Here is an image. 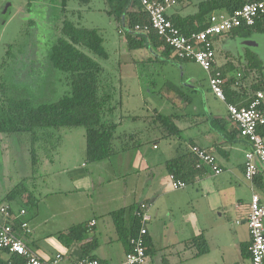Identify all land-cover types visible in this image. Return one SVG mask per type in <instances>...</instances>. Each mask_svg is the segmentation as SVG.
Segmentation results:
<instances>
[{
    "label": "crops",
    "instance_id": "obj_1",
    "mask_svg": "<svg viewBox=\"0 0 264 264\" xmlns=\"http://www.w3.org/2000/svg\"><path fill=\"white\" fill-rule=\"evenodd\" d=\"M104 1L107 13L109 5ZM202 1L191 0L186 7L172 6L169 14L185 18ZM193 25L188 20L187 26ZM117 30L121 63L126 66L146 58H161L167 62L165 67L179 75L175 82L192 95L193 102L186 104L166 84L160 92L163 98L160 103L177 105L179 119L174 121L182 134L161 138L157 130H142L143 145L107 160L87 162L84 137L81 136L84 142L77 152L75 148V153L66 154L59 147L64 143L59 132L57 151L48 152L41 147L37 153L39 166L32 177L33 185L28 186L35 200L34 208L25 217L31 231L23 240L43 258L62 253L70 262L86 256L108 264H122L129 251L125 238L135 222L137 206L146 203L151 217L147 264H252L247 219L254 194L264 205V171L252 181L245 178V154L251 145L229 118L227 103L248 106L257 92L264 95V31L240 28L215 37L214 69L224 78L226 102H223L212 93L208 74L197 63L180 61L173 54L164 57V46H159L158 51L131 52L124 29L120 32L117 27ZM124 48L128 50L127 59L122 52ZM163 111L171 112L169 108ZM259 132L264 138V126ZM3 138L0 135V144L5 143ZM192 146L212 154L222 172L216 175L212 166L205 163L198 167L195 154L191 157L195 159L194 167L187 157L180 159L185 154L191 155ZM4 153L0 150L1 166H7ZM175 159H180L179 168L172 172L168 162ZM171 175L186 186L174 189ZM11 189L10 183L0 189V207L7 203L5 199ZM10 205L15 211L22 207L17 202ZM119 211L122 234L113 215ZM93 220L96 223L91 226ZM81 225L87 229L86 237L71 246L63 244L59 234ZM86 244L89 246L84 247ZM9 254L4 253L2 258L7 260Z\"/></svg>",
    "mask_w": 264,
    "mask_h": 264
},
{
    "label": "trees",
    "instance_id": "obj_2",
    "mask_svg": "<svg viewBox=\"0 0 264 264\" xmlns=\"http://www.w3.org/2000/svg\"><path fill=\"white\" fill-rule=\"evenodd\" d=\"M76 1L83 7L89 5L91 0ZM255 1L264 0H204L196 5L197 8L194 13L185 18L179 14L170 15L169 10L167 15L175 26L189 36L192 33L204 30L213 14L224 11L232 13L244 4ZM107 3L109 5L107 13L115 21L116 28L118 27L120 32L123 29L125 31V40L129 51L144 49L158 51L159 46H164V57L173 54L178 60L183 61L175 55L174 50L166 45L164 40L151 27L150 18L139 0H107ZM191 3V0H176L175 5L186 7ZM67 4L68 0H63V12L67 11ZM188 20L194 22V25L190 28L187 26ZM61 21L59 28L61 35L51 46L47 55L51 65L63 73L67 87L66 92L54 101L42 100V102H37L34 96H25L21 92H14V90L13 92H7L8 87L3 86V84L0 86V135L8 137L14 135L18 139L19 145L24 150H28L32 156L33 173L39 166L38 151L41 147L45 148L46 151L49 147L57 148L58 141H60L58 134L62 129H84L87 162L107 160L117 153L137 148L145 143L142 131L117 133L120 125L128 118L134 121L139 118L144 122L149 121V127L152 124L153 129L161 134V138L181 136L182 132L174 121L179 119L177 105L171 103L173 109L171 107L170 113L163 111V104L160 103L163 98L159 92L156 93L152 90V84H148L147 87L153 98H158V101H155V106L150 107V112L146 116H121L120 120H114L111 116L116 107L114 104V91L105 77V69L98 61L109 59L105 37L99 29L81 26L73 19L64 17ZM137 25L140 26V30H135ZM146 27L148 30H146ZM240 28H253L264 31V17L254 26L243 25L236 29ZM186 60L188 59L184 61ZM158 61L163 66L167 64L161 58L152 57L138 62V66L140 67L139 64L146 65ZM189 61L192 60L189 59ZM165 84L169 89L176 92L186 104L193 102L192 95L186 91L187 89L183 85H178L171 79H168ZM238 132L240 133V131ZM51 138L55 140L56 144L51 142ZM131 142L134 143L130 145ZM189 155L185 154L180 159L187 157L186 159L189 160L190 165L194 167L193 162H195V159H191L193 153ZM180 159H178L179 161L175 159L168 162L173 169H171L172 172L179 168ZM28 185L23 183L20 187L15 186L5 199L7 202L5 205H9L11 210L13 209L10 205L11 202H17L22 206L20 209L24 208L26 210L23 216H18L12 221L16 234L22 239L29 233L24 232L21 224L26 221L27 211L34 208L35 201ZM121 214V211H119L113 215L117 222V229L122 234L119 219ZM140 227L141 220L135 215L132 231L130 230L125 238L129 250L131 249L130 239L138 234ZM148 234L147 232L145 236L147 253ZM86 235L87 229L81 225L73 228L68 233L59 234V238L63 244L71 246L76 241L85 238ZM88 246V244L84 245V247ZM4 253L9 252L6 249H0V264H26V260L16 254H9V258L4 260L2 258ZM84 258L86 256L81 257V259Z\"/></svg>",
    "mask_w": 264,
    "mask_h": 264
},
{
    "label": "rangeland",
    "instance_id": "obj_3",
    "mask_svg": "<svg viewBox=\"0 0 264 264\" xmlns=\"http://www.w3.org/2000/svg\"><path fill=\"white\" fill-rule=\"evenodd\" d=\"M62 3L63 0H0V86L3 84L8 87L7 92L14 90L25 96H34L37 102L54 101L66 92L63 73L51 65L47 55L60 37L61 20L66 17L81 26L98 28L105 37L109 59L98 61L105 69V77L114 91L116 107L111 115L113 119L117 121L121 116H146L150 107L155 106V101H158V98H153L147 85L152 84V90L160 93L168 79L179 80V75L172 73L159 61L139 64L140 67L137 62L126 66L121 63L116 44L120 35L115 21L104 11V0H91L87 7H81L76 0H68L65 12L62 11ZM122 52L124 59H127L128 50L124 48ZM197 70L205 75L202 69ZM165 103L162 108L170 110L171 105L168 101ZM126 120L118 128V134L154 130L152 124L149 127L140 118L136 121L130 118ZM60 135L64 143L59 147L66 154L75 153V148L77 152L84 142L81 136L85 139L83 128L62 129ZM3 137L5 143L0 144V150L6 152L3 157L7 159V166L0 165V189L5 188L8 183L12 184V189L23 183L32 186V177L36 173L31 174V154L26 153L14 135ZM51 142L55 143V140L51 138ZM132 143L134 142L130 145ZM58 149L49 147L47 151Z\"/></svg>",
    "mask_w": 264,
    "mask_h": 264
},
{
    "label": "built area",
    "instance_id": "obj_4",
    "mask_svg": "<svg viewBox=\"0 0 264 264\" xmlns=\"http://www.w3.org/2000/svg\"><path fill=\"white\" fill-rule=\"evenodd\" d=\"M142 7L150 18V25L158 36L170 46L175 55L182 60L190 59L197 63L209 77V87L212 93L221 101L226 102L223 84L224 78L219 70L214 69L215 61V37L233 31L243 25L254 26L264 17V1H255L244 4L232 13H217L209 18L207 27L200 31L185 35L168 18V10L176 4V0H139ZM135 30H140L137 25ZM146 30L147 27H146ZM264 95L257 92L255 98L248 106L238 107L227 103L229 118L237 125L240 135L250 142V149L245 154L244 175L252 181L257 174L264 171V138L259 132L264 126ZM201 163L212 166L214 173L220 174L222 169L215 165V157L198 146H192L190 150ZM172 187L174 189L184 188L186 183L171 175ZM149 205L141 203L135 215L141 220V227L136 236L131 237L130 247L122 264H147V246L145 236L148 232V224L151 220ZM13 210V209H12ZM9 205L0 207V249H6L10 254L22 256L26 264H108L98 258H84L76 261H68L65 255L57 253L52 258H43L34 252L26 242L20 238L13 227L12 221L18 216L26 213L24 208L15 211ZM18 213V214H17ZM91 221V226L95 225ZM247 224L250 233L249 253L252 264H264V205L260 198L254 194L249 206ZM22 229L30 233L29 224L23 221Z\"/></svg>",
    "mask_w": 264,
    "mask_h": 264
}]
</instances>
